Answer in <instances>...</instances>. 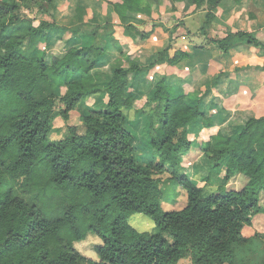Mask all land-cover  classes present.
Returning a JSON list of instances; mask_svg holds the SVG:
<instances>
[{"label":"trees","instance_id":"trees-1","mask_svg":"<svg viewBox=\"0 0 264 264\" xmlns=\"http://www.w3.org/2000/svg\"><path fill=\"white\" fill-rule=\"evenodd\" d=\"M225 1L243 0H96L92 5L78 0V26L65 27L48 21L33 26L21 11L37 7L36 0H0V264H178L187 258L192 264H236L235 248L264 242V234H244L264 215V116L233 123L230 136H210L189 153V129L199 119L212 127L200 111L201 87L183 94L161 78L146 95L140 78L163 63L173 67L189 59L194 68L209 50L197 46L193 55L175 51L170 57L169 45L142 60L123 53L112 37L113 24L100 25L93 15L85 21L89 9L106 3L105 15L136 44L156 28L171 36L181 26L167 29L152 20L142 29L153 10L185 14L193 8L205 12L200 31L220 54L240 45L264 48L253 33L211 34L214 12ZM101 35L109 38L100 40ZM57 41L64 52L48 58L46 50ZM40 42L44 48L38 52ZM107 47L119 54L113 62ZM109 64L111 76L101 82L95 71ZM65 76L70 79L56 96L53 80ZM101 94L107 99L102 109L78 111L82 102ZM57 117L78 119L83 132L67 126L68 138L49 141ZM195 153L210 170L224 171L208 195L177 171L183 157L194 161ZM165 173L186 192L180 210H161L158 177ZM235 178L243 180L238 189L229 187ZM135 213L148 216L156 232L132 228L129 218ZM88 234L101 240L94 250L97 262L73 248Z\"/></svg>","mask_w":264,"mask_h":264},{"label":"crops","instance_id":"crops-1","mask_svg":"<svg viewBox=\"0 0 264 264\" xmlns=\"http://www.w3.org/2000/svg\"><path fill=\"white\" fill-rule=\"evenodd\" d=\"M88 13L103 21V23L114 25L115 32L117 34L120 32L122 35L115 39L116 41L118 39L121 41V44L120 42L118 43L127 55L136 53L140 55V45L144 42H150L155 38L159 41L157 40V44L152 43L148 47V57L162 51L169 45L170 57L175 51H182L187 55H193V48L199 46H192L190 44L192 39L187 40L188 35L186 33L176 37L173 35L172 42H170L167 34L161 30L162 35L157 33L156 30L159 29L154 30L156 32H153L154 34L149 37V41L147 39L135 44L123 34V30L118 22L105 15V10L102 12L99 9H89ZM163 16L172 17L173 20L178 21L181 24L179 29H182L184 32L190 31L189 26H192V21L194 20L198 23L201 18V22H205V12L202 10L195 11L193 8L185 14L172 13L166 8H159L152 12V20H160ZM214 16V23L221 26V28L219 27L216 30L212 28L211 33L215 36L223 38L226 33L243 31L255 34L257 40L264 43V0H243L239 5L225 1L214 12ZM186 19H189L187 25L185 24ZM159 23L165 26V22L159 21ZM197 26L198 28L200 27L199 25ZM195 36L193 37L197 40L198 36ZM202 39L201 46L209 50V57L204 63L197 62L194 64V68L192 60L189 59L173 67L163 63L157 65L149 72L143 73L140 78L142 86L146 89V95H151L156 82L161 78H165L167 83L179 86L178 91L183 94L196 90L199 86L201 87L202 99L200 111L212 123V127L205 128L203 120L199 119L189 129L188 133L191 145L194 144L197 147L203 146L210 136L218 133L223 136H230L233 123H244L251 117L259 118L264 116V48L240 45L231 49L227 54H220L218 49L210 42L208 43V40L204 36H202ZM124 49L127 51H124ZM152 51L154 52L151 54ZM106 52L107 59L111 55L114 56V59L118 57L113 48L107 47ZM192 71L196 72L200 78L199 76L196 77L197 74L192 77ZM196 78H198V81H195ZM217 78V83L212 86L213 80ZM206 87H209L207 91ZM183 170L187 171L185 175L190 176L189 178L192 181L201 185L203 184V188L204 185L210 186V184L203 181L201 183V180L208 178L211 173L217 175L216 183L218 185L224 177L222 169L211 172L202 157H199L192 164L181 160L178 172H183Z\"/></svg>","mask_w":264,"mask_h":264},{"label":"rangeland","instance_id":"rangeland-1","mask_svg":"<svg viewBox=\"0 0 264 264\" xmlns=\"http://www.w3.org/2000/svg\"><path fill=\"white\" fill-rule=\"evenodd\" d=\"M77 1L78 0H54L52 3H48L47 1L36 0L37 7H33L32 9L22 8L21 12L26 19L31 20L33 26H37L41 21H48V22H54L58 26L75 27V26H78L74 21L75 20L74 9H75ZM83 1H85L86 3H88L90 5H92L93 3L97 4L96 0H83ZM42 8L45 10V12L40 11ZM96 9H99L102 12L105 10V12H106V3H102L101 6H99ZM166 9H168V8H166ZM153 11H155V10H153ZM168 16H163V17H161L160 20H158V19L153 20V22H156L157 24H160L159 21L165 22L164 23L165 26L164 25L163 26L167 29L176 28L177 27L176 23L178 21H175V20H173L172 17L169 18ZM92 17H93L92 14L87 13L86 17H85V21L91 20ZM149 21H152V19H146V22L144 23V25L141 28L142 29H148L149 27L147 26V23ZM98 22L100 25L105 24V23H103V21H100V20ZM188 22H189V19H186L185 24L187 25ZM202 24H203V22H201V18H200V22H198V23L195 20L192 21L193 27L191 25L189 26L190 31L184 32L182 29H179L180 27L179 28L177 27L178 29L175 30L174 33L171 34V36L169 33H165V34H167V36L169 38L168 40L170 42H172L171 39H172L173 35L176 37V36H181L183 33H186L188 35L187 40L192 39V41L190 43L192 46H194V45L195 46L196 45L201 46V43L203 42L202 36H204L203 33L200 31ZM197 25H199L200 27L198 28ZM219 27L221 28V26L219 24H217V23L213 24L214 30H216ZM112 29H113V33H112L113 38H118L119 36H122L120 32L118 34L115 32L114 26ZM156 29H159L156 31L158 34H161L160 30L162 31V29H160V28H156ZM154 33H152V34H154ZM211 34H213V33H211ZM194 35H196L195 37L198 36V38H196L197 40L194 39V37H193ZM213 36H215V35L213 34ZM106 38L108 39L109 37L101 35L99 39L105 40ZM118 40L116 42L119 45L118 42H120V44H121V41L120 40L118 41ZM157 40L158 39L155 38L154 40H152L150 42H144L143 44H141L140 45L141 47L139 48L140 55H138L136 53V56L137 57L140 56L142 60H144V58L147 59L148 58L147 55L149 54V53H147L148 47L152 43L157 44V42L159 41V40L158 41ZM148 41H149V39H148ZM208 43H209V41H208ZM43 48H44V42H40L39 45L37 46L36 50H38V52H40L41 50H43ZM124 51H127V50L124 49ZM24 52H31V51L25 49ZM46 52L48 54V58L51 56L61 55L64 52L63 42L57 41L56 44L54 46H51L48 50H46ZM153 52L154 51H152L151 54ZM116 53L118 56L119 54L117 51H116ZM124 54H126V53H124ZM154 54H152L151 56H153ZM169 55H170V53H169ZM110 61L111 62L114 61L113 55H111L109 57V62ZM95 72L98 73L100 81L105 82L111 76L110 64L104 65L101 69H98ZM196 74L197 73L194 72L193 75H196ZM198 76L199 75L197 74L196 77H198ZM199 78H200V76H199ZM69 79H70L69 76L62 77L61 79H58V80L52 79L54 82V92H55L56 96L62 95V92L64 90L63 82L65 80H69ZM195 81H198V78H196ZM106 101H107V99H106V96L104 94H101L98 97L87 99L80 104L78 111L83 113L88 109H102L105 106ZM143 103H144V98L141 101H138L136 103L137 104L136 106L141 107L143 105ZM132 114H133L132 111L128 113V117L130 118V120H133ZM67 126L74 127L78 134L83 132V128L80 125L78 119H73V120H70L68 122H63L59 117H57L51 125V132L48 136L49 141L59 142L61 140L68 138L69 134L67 131ZM196 149H199V147H197L196 145L193 144L191 146V149L189 150V153H194L196 151ZM198 158H199L198 153H195V155L193 156L192 159L194 161H196ZM182 160H185L186 162L191 163V164L194 162L192 160H189L187 156H184ZM215 170H217V169L210 170V171L212 172ZM186 172H187L186 170H183V172L180 171L179 173L180 174H187ZM169 177L170 176L168 173H165V174L158 177L161 181V187L163 189V198L161 200L162 212L180 210L185 206V203H186V192H185V190H183V188L181 186H179L175 183L168 182ZM216 178H218L217 175L211 173L209 175V177L206 179V181L201 180V183L207 182L208 184H210V186L204 185V194L205 195H208L211 192L215 191L217 189V187L219 186L218 183H216V180H217ZM242 181L243 180L241 178H239V179L235 178L231 181L229 187L238 189L242 186ZM129 224L131 225L132 228H134L139 233H155L156 232V229H155V226H154V223L152 222V220L148 216H146L145 214H142V213L132 214L129 218ZM254 232L264 234V215L257 216L253 220L252 226L249 229H246L244 231V234H245V236L248 237V236L253 235ZM98 245H101V240L93 234H88L84 240L74 243L73 248L84 258L97 262L98 259H97V256H96L94 250H95V247ZM235 255H236V264H263L264 263V242L252 241V242H250L244 246L237 247V248H235ZM178 264H192V262L190 259L187 258V259L181 260Z\"/></svg>","mask_w":264,"mask_h":264}]
</instances>
